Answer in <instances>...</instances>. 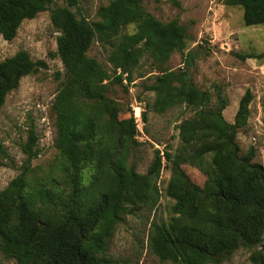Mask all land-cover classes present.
Instances as JSON below:
<instances>
[{"label": "trees", "instance_id": "1", "mask_svg": "<svg viewBox=\"0 0 264 264\" xmlns=\"http://www.w3.org/2000/svg\"><path fill=\"white\" fill-rule=\"evenodd\" d=\"M67 1L0 0V36L7 41L23 20L49 10L63 66L51 106L58 163L53 168L60 173L33 172L38 136L31 129L21 148L20 172L0 191V253L15 264H111L107 250L116 226L126 215L157 204V180L167 165L165 191L174 200L172 213L166 221L151 222L149 253L175 264H221L239 248H257L251 259L264 264V165L254 160L253 147L240 154L236 140L238 118L249 113L251 90L241 96L229 122L223 115L228 99L218 86L200 89L193 82L192 52L181 66H167L172 54L183 56L187 47L186 29L177 19L159 20L143 0H110L89 21L70 9L74 0ZM223 2L242 9L245 26L264 24V0ZM131 24L135 30L125 32ZM93 42L106 52L109 67L88 55ZM143 57L153 68L142 85L154 94L150 109L195 110L177 125L179 144L154 149L144 174L130 161L140 144L138 120L119 117L121 104L102 84L105 79L127 90ZM244 57L262 59L264 51ZM43 67L46 63L33 60L26 50L0 60V107L23 76ZM261 110L264 125V102ZM183 164L206 176L202 186L190 179Z\"/></svg>", "mask_w": 264, "mask_h": 264}, {"label": "rangeland", "instance_id": "2", "mask_svg": "<svg viewBox=\"0 0 264 264\" xmlns=\"http://www.w3.org/2000/svg\"><path fill=\"white\" fill-rule=\"evenodd\" d=\"M110 0H74L70 9L89 21L96 19V10ZM57 5H68L67 0H54ZM148 12L161 21L177 19L188 35L187 47L182 55L174 53L168 60V67H179L190 51L194 55L190 72L193 82L200 89L218 86L228 99L223 110L225 119L233 122L238 102L244 92H252L249 113L238 118L236 140L240 154L250 147L255 150L254 160L264 165V125L262 103L264 102V58L244 57L264 51V24L245 26L242 9L226 5L223 0H143ZM135 25L125 28L133 32ZM58 31L53 27L49 10L39 12L19 25L12 40L0 36V60L26 50L33 60H43L46 67L23 76L17 88L11 90L0 107V191L21 170L25 158L22 146L28 141L33 129L37 136V155L31 161L33 172L40 176L47 171L60 173L56 166L55 114L52 102L63 78V66L56 53ZM88 55L104 66L106 52L93 42ZM133 81L127 90L119 84L102 80L107 86V95L121 104L119 117H129L139 111L137 118V141L139 146L131 152L130 161H135L137 171L146 173L153 159L154 149H174L179 144L178 123L192 117L194 111L174 107L162 113L150 109L154 94L143 89V83L153 73L150 59L142 58L133 70ZM140 74L143 76L139 77ZM126 84V82H124ZM138 108V110L136 109ZM146 116L143 118L142 113ZM136 118V117H135ZM182 169L196 184L202 186L206 176L195 166L183 164ZM170 177L167 165L162 167L157 180L159 198L150 209L141 208L128 214L120 222L110 238L108 256L111 264H175L161 261L149 253L147 235L153 220L166 221L171 215L174 200L166 194ZM257 248H239L221 264H255L251 255ZM0 264H15L11 258L0 253Z\"/></svg>", "mask_w": 264, "mask_h": 264}, {"label": "built area", "instance_id": "3", "mask_svg": "<svg viewBox=\"0 0 264 264\" xmlns=\"http://www.w3.org/2000/svg\"><path fill=\"white\" fill-rule=\"evenodd\" d=\"M136 109L138 110V108H136ZM134 115H135L136 118H139V116H140L139 111L135 112Z\"/></svg>", "mask_w": 264, "mask_h": 264}]
</instances>
